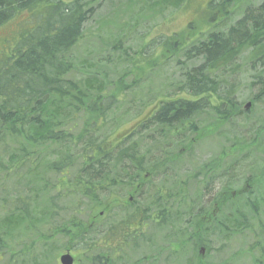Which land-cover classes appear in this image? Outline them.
I'll return each mask as SVG.
<instances>
[{"label":"trees","instance_id":"16d2710c","mask_svg":"<svg viewBox=\"0 0 264 264\" xmlns=\"http://www.w3.org/2000/svg\"><path fill=\"white\" fill-rule=\"evenodd\" d=\"M187 1L120 0L114 19L135 5L145 17L181 9ZM207 4L206 31L162 33L150 43L160 41L163 54H143L138 62L126 53L127 24L110 20L115 37L105 44L125 55L114 62L113 54L102 60L77 55L98 0H0V264H57V254L68 248L85 254V264H156L160 256L164 264H218L206 260L212 248L203 223L227 243L261 237L227 264H264V232L254 229L264 214V182H254L247 211L234 205L247 187L233 191L227 183L215 210L194 214L201 195L188 197L186 178L179 179V170L173 175L184 161L182 150L216 132H229L219 140L223 154L264 141L263 112L252 110L264 111V0ZM13 23L15 31L8 33ZM181 54L177 64L186 71L172 89L181 93L177 97L127 94L144 74L150 79L157 65ZM139 63H147L148 71L134 69ZM134 71L139 76L132 81ZM242 73L249 75L248 108L231 82ZM126 100L139 102V108L128 107L136 118L137 109L150 108L131 129L114 133L107 114ZM239 118L244 127H257L255 137H243ZM238 160L244 159L233 164ZM222 169L214 159L197 170L209 183ZM156 179H162L159 187L148 188ZM119 198L127 200L115 202L109 228L81 218Z\"/></svg>","mask_w":264,"mask_h":264},{"label":"rangeland","instance_id":"374dc122","mask_svg":"<svg viewBox=\"0 0 264 264\" xmlns=\"http://www.w3.org/2000/svg\"><path fill=\"white\" fill-rule=\"evenodd\" d=\"M209 0H188L186 5L178 10H167L164 15H152V16H141L139 15V7L140 5H135L133 7H127L125 8V11L119 12V19H114L116 16V13L113 12L118 5L120 0H98V5L100 7L96 10V14L94 17L89 21V23L86 25V34L88 38L81 43L77 50V55L79 57H85L89 56L90 58H98L103 59L106 58L108 55H115V51L113 49L109 50V48L106 46L105 42L106 40H111L113 37H115V32L113 30V24L110 23V20H117L118 22L126 23L123 28L128 27V33H129V40L126 43L124 42V46H130V48L127 47V52L130 53L131 56H133L132 60L135 62H138V56H141L144 54L145 57H149L150 59L159 58L163 54V49L160 46V41H153L157 38L158 35L162 36L163 34L167 35H173V34H181L183 31L190 32H200V31H206L209 27V22H207V6H208ZM148 13V12H147ZM139 21L137 23V21ZM131 25V26H130ZM192 27L190 30L189 27ZM16 28V24L13 23L8 26V33L14 32ZM93 33V35H92ZM163 33V34H162ZM100 40V42H99ZM98 43V45H97ZM146 43H150V45H147V47H144ZM125 48V47H124ZM144 49L143 53H139L138 50ZM91 53H90V52ZM121 54V53H118ZM118 54H116L113 58L114 62H118L119 60H116L118 57ZM121 57H125L124 54H121ZM173 59H169L166 62H161L159 65L156 66L154 69V72L152 73V77L150 79L148 78V74L146 77H142L136 85H134V89L127 92L131 93L132 91H137L139 94L136 95L135 99H144L147 92L151 91L153 94V98L157 97L159 95H164L165 93H170V98L177 97L180 92H173V87H175V83L178 82L177 79H181V75L185 73V69H183L182 65L177 64V61L181 58H184V55L181 54L179 56H173ZM109 61L112 62V59ZM151 61V60H150ZM112 65V64H111ZM110 65V66H111ZM130 69L133 67L131 63H128ZM124 67V65H123ZM145 67L148 71V65L147 63L141 64L139 63L136 68ZM133 70V69H132ZM135 75H130L129 79H132V81H135L136 78L139 75V71H134ZM115 74L111 73L110 77H114ZM150 84H149V81ZM168 80V81H166ZM231 82L236 84L240 91L237 94V98L240 102L243 103V108L247 104L248 100L247 97L249 95V75L246 73H242L240 75H235ZM165 83H171V86L165 89H162V86ZM174 84V85H173ZM150 85L151 88H150ZM118 96V92H113ZM134 93V92H133ZM120 97V96H119ZM156 99L154 100V102ZM139 102H130L128 100L124 102H116L115 106H112L113 108L109 111L106 118V124L109 126V128L113 132H116V129L123 130H129L133 127L135 120L140 119L141 117H146L147 115V109L142 110L140 112L139 109L137 111L139 114L137 115V118L135 115L131 114L130 109L128 107H137ZM150 106H153V104H150ZM127 112L128 113H122L121 116H118L121 112ZM254 113H262L264 116L263 109L261 111L257 110V108L252 109ZM144 115V116H143ZM118 117H121L120 121L112 123L111 120L114 119V121L117 120ZM239 129L240 133L243 135L244 138L250 140L253 137H255L257 132V127L251 126V127H244L243 124H245L244 121L239 118ZM129 128V129H128ZM113 133V134H114ZM220 133H214L210 138L206 140H200L197 143H194L193 147L190 148H182L183 146H179L178 150L181 151L182 149V155L184 156V161L180 163L179 165L174 166L173 175L178 172V177L186 178L187 187L189 189L188 197L194 198L195 200L201 195L200 200L197 199V207L194 211V214L197 212H210L212 207H214V210L217 206V201L220 199V192L224 185L228 183H231L230 187L235 190L242 189L244 186L247 188V192L242 195L238 201L234 203L235 207L239 210H248L244 204L246 196L250 195L248 193H252L254 191V182L255 181H261L264 182V175L261 176V172L264 170V141L260 143L261 139L255 143L254 146H247L244 145L241 151L239 152H232L223 154L221 152V148L219 145H221L220 141L224 142L223 136L224 134H229L227 129L220 135ZM220 135V137H219ZM194 139V137H193ZM148 143V142H147ZM145 147V146H144ZM238 147H235L233 151H236ZM157 151V150H156ZM190 152V153H189ZM188 153L190 155H188ZM157 154L160 155V152L157 151ZM244 159V160H238L237 163L233 164L234 159ZM219 164L220 167L223 169L220 171V175L215 177L214 179H210L209 183L203 179V177L198 173V168L201 167L203 164L209 162L210 160H214ZM226 160V162H225ZM232 170L236 171L232 173V170L229 169V167H232ZM172 175V176H173ZM177 178V177H176ZM175 178V179H176ZM251 178V179H249ZM203 179V181H201ZM162 179L154 180L152 184L149 185L148 188H158L160 185ZM202 182L207 183L206 185H203ZM250 182V184H247ZM227 185V186H228ZM205 187V189H203ZM195 188H199L198 196L197 193H195ZM127 198L118 200H110L106 204V208L100 207L97 208L94 213H89L85 211L81 218L86 219L87 223L92 225L95 222H102L104 221L103 227L109 228L111 225L112 218L115 217L116 212L118 209L116 208L115 202L117 201H126ZM194 200V201H195ZM149 205V204H147ZM140 206V205H139ZM141 207V206H140ZM142 208V207H141ZM218 212V210L216 211ZM97 213V214H96ZM87 218H84V217ZM203 218V217H201ZM256 223V221H254ZM203 226L205 228V232L208 234V243L212 248L211 255L206 260L218 263V264H227L231 262L232 255L235 253H238V251H244L247 252L248 249L252 246V244L262 241L261 237H258L255 234L250 235L245 240L242 239V237H239L235 240L230 239V243H227L225 239L217 232H213L211 229L206 227V225L203 223ZM261 228V231L264 232V214L261 216L260 221L256 223V226L254 229ZM257 233L259 231L257 230ZM160 235V234H159ZM77 248V247H76ZM258 250V249H257ZM260 250V249H259ZM254 252V251H253ZM256 253V252H254ZM69 254L73 259V264H85V254L78 250H75V248H68L67 250H63L62 252L58 253L56 256L57 264H61L60 258L63 255ZM152 260V259H151ZM164 258L158 257L156 264H164ZM180 262H184V258L182 257ZM172 263V262H171ZM120 264H125L122 260L120 261Z\"/></svg>","mask_w":264,"mask_h":264},{"label":"water","instance_id":"95a60500","mask_svg":"<svg viewBox=\"0 0 264 264\" xmlns=\"http://www.w3.org/2000/svg\"><path fill=\"white\" fill-rule=\"evenodd\" d=\"M60 260L62 264H73V259L69 254L61 256Z\"/></svg>","mask_w":264,"mask_h":264},{"label":"bare ground","instance_id":"6f19581e","mask_svg":"<svg viewBox=\"0 0 264 264\" xmlns=\"http://www.w3.org/2000/svg\"><path fill=\"white\" fill-rule=\"evenodd\" d=\"M222 55V54H221Z\"/></svg>","mask_w":264,"mask_h":264}]
</instances>
